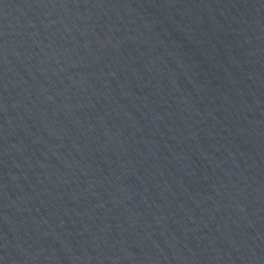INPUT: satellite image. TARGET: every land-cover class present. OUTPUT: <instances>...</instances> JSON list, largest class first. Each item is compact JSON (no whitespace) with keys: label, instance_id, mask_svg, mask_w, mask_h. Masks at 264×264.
<instances>
[{"label":"water","instance_id":"obj_1","mask_svg":"<svg viewBox=\"0 0 264 264\" xmlns=\"http://www.w3.org/2000/svg\"><path fill=\"white\" fill-rule=\"evenodd\" d=\"M0 264H264V0H0Z\"/></svg>","mask_w":264,"mask_h":264}]
</instances>
